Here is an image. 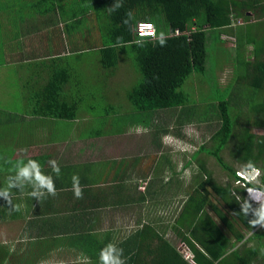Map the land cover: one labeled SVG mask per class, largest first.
I'll return each mask as SVG.
<instances>
[{"label": "trees", "instance_id": "16d2710c", "mask_svg": "<svg viewBox=\"0 0 264 264\" xmlns=\"http://www.w3.org/2000/svg\"><path fill=\"white\" fill-rule=\"evenodd\" d=\"M24 15L37 18L31 24ZM44 18L67 27L74 38L69 55L60 52L48 57L45 51H37L66 46L64 30L60 35L52 33L55 38L43 35ZM251 19L257 21L256 26L248 24ZM138 22L153 23L156 37H138ZM19 44L22 51L14 52ZM209 50L213 53L208 54ZM83 54H92L85 57L93 67L88 84L75 61ZM127 65L138 79L120 103L111 95V85L119 68ZM212 66L219 73L230 66L231 82L218 81L214 86L212 80L195 78L198 89L210 92L200 95L195 89L192 93V83L187 86L191 75L210 76ZM34 68L46 72L44 78L35 79ZM9 70L13 78L7 81ZM212 91L216 95L209 97ZM0 96V178L8 174L11 181L18 170L25 169L21 162L26 150L15 149L14 159V147L10 154L5 151L6 141L37 135V128L42 129V163L57 175L63 170L58 160L63 150L58 147L75 133L81 139L114 135L127 124H139L153 136L183 138L166 125L159 126V112L178 110L181 125H199L204 112L197 111V106L209 105V119L204 122L210 124V145L202 144L192 154L196 171L185 196L176 198L178 206L166 224H143L110 243L95 228L98 204H86L84 196L77 198L66 191L74 189V180L70 184L66 176L57 182L50 173L38 196L45 206L30 213L26 222L29 240L44 241L48 252L62 238L72 240L81 247L87 264H264V211L245 193L246 188L264 191V133L254 132L264 131V0H0ZM15 96L24 99L26 111L4 105ZM29 114L36 122L31 123V118L26 122ZM225 149L243 171H259L258 184L234 186L243 180L236 175V167L223 159ZM200 155L215 160L227 174L226 182L212 177ZM190 165V161L185 163V167ZM2 183L0 179V192ZM83 219L87 223L82 225ZM180 244L190 258L179 251ZM18 252L0 242V264L43 262L34 256L20 257Z\"/></svg>", "mask_w": 264, "mask_h": 264}, {"label": "crops", "instance_id": "0c3cea01", "mask_svg": "<svg viewBox=\"0 0 264 264\" xmlns=\"http://www.w3.org/2000/svg\"><path fill=\"white\" fill-rule=\"evenodd\" d=\"M44 21L45 24L41 26L43 35L54 37L53 34L60 35V31L64 30L62 37L67 47L64 46L65 49H63L58 45H51L45 46V49L38 48L37 51H45L48 57L60 52L66 56L69 55L74 38L67 33V27L61 23L54 25L52 23L54 19L51 21L50 18H44ZM248 24L256 26L257 21L251 19ZM15 43L17 45L18 42ZM19 50L22 51L20 44L14 52ZM23 52H26L25 48ZM32 59L36 61L37 58L32 56ZM249 61L252 62L253 59ZM34 69L35 79L44 78L46 72H41L38 68ZM227 72L228 75H226ZM233 75L232 68L228 66L225 71L219 73V82L223 85L229 84ZM113 93L112 91L111 95L115 98ZM162 112H159V118ZM25 118L26 122L29 118L31 123L36 122L34 116L26 115ZM159 118L158 122H160ZM163 123L164 120L159 123V126L164 127ZM24 125H22L23 129L29 133L28 124ZM148 130L139 124H127L114 135L103 133L99 137L89 136L82 139L78 138V134L76 135L74 131L75 135H71V139L64 146L58 147L59 150L60 148L63 150L62 157L58 158L63 170L57 172L60 173L57 175L48 169L50 168L48 164L42 163L40 157V148L43 145L40 136L42 129L34 130L37 135L27 134L21 137L18 143L26 142L29 145L18 147V149L26 150L23 151L21 164L23 168L28 169L29 174L25 175V169H21L18 170L17 178H13V181L9 180L8 174H3L0 178L3 182V190L0 192V234L7 236L0 242L9 245L11 252L19 250L18 256H34V260L43 261L41 264H72L70 261L60 262L59 258L67 252V249H74L78 253V260H80L78 262L87 264L80 250L81 247L74 246L72 240L62 238L59 245L48 252L44 241L39 243V240L28 239L29 231L26 222L30 219V213L37 212L36 210L45 206L41 204L40 199L38 200V196L44 191L45 183L37 178V172L45 181L51 175L50 173H54L52 177L54 176L57 182H63L66 176L70 184L74 180V189L66 191L75 195V191L79 189L82 191L86 204H98L95 211L97 214L95 228L98 229L100 238L108 237L110 243L118 242L123 235L132 233L143 224L155 226L166 224L169 215L178 206L176 198L185 196V188L190 180L185 181L184 171L192 168L193 176L196 163L195 160L189 159L187 161H190L191 165L185 167L187 161L180 162L173 156L174 154H166L165 141L170 134L146 135L145 132ZM55 144L52 142V145ZM17 154L18 152L14 156ZM46 198L49 197L46 196ZM10 199H13V202L7 204ZM13 209L15 211L12 216H7V213L12 212ZM85 223L87 219H83L82 225Z\"/></svg>", "mask_w": 264, "mask_h": 264}, {"label": "rangeland", "instance_id": "374dc122", "mask_svg": "<svg viewBox=\"0 0 264 264\" xmlns=\"http://www.w3.org/2000/svg\"><path fill=\"white\" fill-rule=\"evenodd\" d=\"M6 16H8L6 14ZM24 20L26 22H30L32 24V22L37 18V17H28V16H25L24 15ZM4 21V24H6V19H3ZM9 20V19H8ZM240 20H238V24H240ZM213 53L211 50H209L208 54H211ZM92 54H89L87 56V54H83V56L81 58H79L78 60V57L75 58V61L77 63V65L81 66V73H83V75L86 74V79L83 80V82L85 84H88V82H91L89 80V74L91 72V69H93V67L89 66L85 59V57H91ZM81 62L87 64L88 66H84V65H81ZM225 65V64H224ZM217 68L216 67H211L209 68V70H213V72L211 71V74L210 76L208 75H205L204 77H201L200 75H197L196 73H193L189 79V81L187 82V86H189L191 83H192V86H191V91L192 93L194 92V90L196 89V92H198L200 95L204 94L205 92V89L204 88H199V85H196L195 82H194V79L195 78H198V79H203V80H206L207 82H210L212 80V84L214 86H217L218 81H219V71L218 69L216 70ZM226 70V68H224V71ZM231 70V69H230ZM11 70H9L8 74H7V77H6V80L7 81H10V79L13 78L11 72ZM216 73V74H215ZM222 73V71L220 72ZM232 73V71H231ZM81 75V74H80ZM226 75H228V72L226 73ZM22 77V79H24L23 76H20ZM213 77H216V78H213ZM216 80L217 83H215L213 81V79ZM138 79V75L133 71V68L130 66V65H127L125 67H120L119 68V72H118V75L116 77V80L115 82H113V84L111 85L112 87V91L114 92L113 94H115V100L117 102H120V103H123V97H124V93L126 92V90L131 87V85L133 83H135ZM18 80L17 77L14 76V80L13 81H16ZM18 85H20L21 83H19L18 81H16ZM203 90V91H202ZM13 93H16V90L12 91ZM210 92V91H208ZM207 92V93H208ZM207 93H205V95H207ZM17 94H18V89H17ZM216 95V92L215 91H212L209 95V97H212V96H215ZM1 97V96H0ZM19 97V96H18ZM17 96L14 97V99L10 100L8 103H5L4 105H8V107L10 109H15V110H23V111H26L24 110L25 108H28V106L26 105V103L24 102V99H20L18 98ZM2 105V100L0 101V106ZM209 105H202V106H197L198 110L197 111H200L202 110L204 112V114L202 115L201 117V122L199 125H193L192 124H186V125H181V123H179V120H181L180 117L181 116V111L178 112V110H173V111H163L162 113H160V118H159V121L161 122L162 120H164V123L166 125V127H168L172 132L173 134H181L183 136V138H180V137H176L174 135H169L167 138H166V143H165V146H166V151L165 153H170V154H174L173 156H175V158L182 162V160L184 162H186L187 160L191 159V156L192 154L197 151L198 147L201 146L202 144H205V143H208L209 140V131H208V126L210 125L209 122H204L205 119H209ZM178 118V119H177ZM194 117L191 115V119H193ZM37 120V118H36ZM159 122V123H160ZM214 123V122H213ZM158 124V123H157ZM162 124V123H161ZM179 124V125H178ZM156 126V125H154ZM18 130H21V127H18ZM150 131L151 130H148L145 132V134L149 135L150 134ZM170 131V133H171ZM255 133L257 134H262L264 133L263 130L261 129H256L254 130ZM160 135H162L161 133H159ZM172 134V133H171ZM8 137H10V135L8 134ZM130 137V136H128ZM16 139V136L14 137V140ZM22 138H18L17 140H21ZM130 139V138H129ZM10 140H8L6 142V148L7 150L5 151H8V153L10 154L11 153V149L13 151V147H14V154H16V150L18 147H25L27 146L28 144L26 142L24 143H18V142H9ZM5 144V143H4ZM210 145V142L208 144V146ZM29 146V145H28ZM16 149V150H15ZM222 154V157L223 159L229 163L230 165H233L236 167V170L237 171H240V172H243L246 174V176L248 177L247 175V171L250 172L251 174V171L253 170H244L234 164V161L233 159H231L230 157V154H229V151L228 149H225L223 150V152L221 153ZM202 158L204 157L205 158V164H206V167L208 170L211 171V174H212V177L219 183H224L226 182L227 180V174L217 165V163L215 162V160L211 157H206V156H203V155H200ZM198 157V156H197ZM14 159L15 156L13 157ZM175 160V159H174ZM180 165V164H179ZM194 165H192L193 167ZM194 169L196 170V168L194 167ZM8 170H11V168H9ZM255 170V169H254ZM14 173V172H13ZM9 174H12V170ZM260 173L259 171H255V174L254 176L252 177L250 175V177H252L253 181L252 183L254 184H258V177H259ZM192 176V168H188L186 169V171H184V179L185 181H189L190 178ZM234 186H239V187H242V184H237V182L234 183ZM9 200V199H7ZM256 200V199H255ZM258 202H261L263 201V199H258L257 200ZM13 202V199H10V201L7 203V204H11ZM258 205V208L261 207L262 210L264 211L262 205ZM16 209V208H15ZM15 209H13L12 212H9L7 213V216H12V213L15 211ZM4 215V214H3ZM4 222V221H3ZM1 224V223H0ZM259 226H263V223L260 224ZM7 231H9L8 229H6ZM10 233L12 232V230L9 231ZM7 236L6 235H1L0 234V240H3V239H6ZM176 245L178 244V242L175 243ZM180 248H179V251L182 252L183 254L185 253V247L180 244L179 245ZM59 261H64V262H68L70 261L72 264H82V262H78L80 260H78V253L75 252L74 249H67V252H65L60 258H59Z\"/></svg>", "mask_w": 264, "mask_h": 264}, {"label": "clouds", "instance_id": "9594fccd", "mask_svg": "<svg viewBox=\"0 0 264 264\" xmlns=\"http://www.w3.org/2000/svg\"><path fill=\"white\" fill-rule=\"evenodd\" d=\"M152 29H153V26H152L151 24H145V25H142V35H144V36H151V35H153V30H152ZM155 32H156V31H155ZM34 166H35V165H34ZM252 169H253V170H252ZM252 169H250V170H252V171H251V174H250L249 171H247V175H248V180H247V181H245L244 178H241V180L245 181V184H246V183H252V181H253L252 177L254 176L255 171H258V170L255 169V168H252ZM254 169H255V170H254ZM24 174H25V175H28V174H29L28 169H25V170H24ZM250 175H251L252 177H250ZM37 178L40 179L42 183H46V181L44 180V178L41 177V176L39 175L38 172H37ZM48 187H49L50 190H52V188H53V186H52L50 183L48 184ZM247 189H248V188L245 189V193H246V196L248 197V199H250L252 202H254V203H256V204L262 205V207H263V209H264V191L257 190V189H253V190L257 191L258 196H256V197H251V196L248 194ZM75 196H76L77 198H81V197H82V191H80L79 189H77V190L75 191ZM255 199H256V200H255ZM258 199H263V201L258 202V201H257ZM104 259H105V260H108L109 257H108V256H105Z\"/></svg>", "mask_w": 264, "mask_h": 264}, {"label": "built area", "instance_id": "2783aa9c", "mask_svg": "<svg viewBox=\"0 0 264 264\" xmlns=\"http://www.w3.org/2000/svg\"><path fill=\"white\" fill-rule=\"evenodd\" d=\"M145 24H151V25L153 26V29H152V30H153V35H151V36H144V35H142V25H145ZM136 33H137V36H138V37H149V38H155V37H156L155 27H154L153 23H151V22H138V23H137ZM176 34H178V33H176ZM236 175H237L240 179H241V178H244L245 181L248 180V177H247L246 174L243 173V172L237 171V172H236ZM245 181H244V182H243V181H237V184H240V183H241L242 186H244V185H245ZM247 192H248V194H249L251 197H256V196H258L257 191H255V190H253V189H247ZM184 256H185V258H190V254H189V252L187 251L186 248H185Z\"/></svg>", "mask_w": 264, "mask_h": 264}]
</instances>
